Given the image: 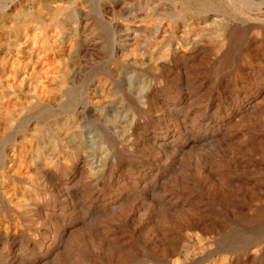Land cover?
<instances>
[{
	"label": "rangeland",
	"instance_id": "1",
	"mask_svg": "<svg viewBox=\"0 0 264 264\" xmlns=\"http://www.w3.org/2000/svg\"><path fill=\"white\" fill-rule=\"evenodd\" d=\"M263 6L0 0V264H264Z\"/></svg>",
	"mask_w": 264,
	"mask_h": 264
},
{
	"label": "bare ground",
	"instance_id": "2",
	"mask_svg": "<svg viewBox=\"0 0 264 264\" xmlns=\"http://www.w3.org/2000/svg\"><path fill=\"white\" fill-rule=\"evenodd\" d=\"M243 2H244V1H243ZM263 7H264V6H263ZM243 9H244V8H243ZM247 9H249V8H247ZM247 9H246V11H247ZM251 9H252V8H251ZM241 10H242V9H241ZM236 11H238V10H236ZM249 11H250V10H249ZM258 11H259V10H258ZM239 14H240V13H239ZM242 15H243V13H242ZM37 16H38V15H37ZM245 16H246V15H245ZM259 22H260V21H259ZM220 38H221V37H220ZM222 39H223V38H222ZM219 40H220V39H219ZM221 41H222V40H221ZM220 43H221V42H220ZM227 44H228V43H227ZM259 45H260V42H259ZM210 46H211V45H210ZM260 46H261V45H260ZM211 48H212V46H211ZM206 49H207V48H206ZM204 52H205V51H204ZM208 53H209V52H208ZM199 55H200V54H199ZM195 56H196V55H195ZM200 56H202V55H200ZM197 57H198V55H197ZM204 58H205V57H204ZM214 58H216V57H214ZM193 59H194V58H193ZM193 59H192V60H193ZM216 59H217V58H216ZM204 60H205V59H204ZM212 60H213V59H212ZM194 61H195V60H194ZM214 61H215V60H214ZM214 61H213V62H214ZM192 62H193V61H192ZM202 62H205V61H202ZM207 62H208V61H207ZM198 63H199V62H198ZM201 64H202V63H201ZM196 65H197V64H196ZM202 65H203V64H202ZM198 66H199V65H198ZM204 68H205V67H204ZM208 69H209V68H208ZM191 71H192V70H191ZM205 72H206V71H205ZM239 72H240V71H239ZM190 73H191V72H190ZM206 73H207V72H206ZM211 73H212V72H211ZM197 74H199V73H197ZM201 75H202V74H201ZM197 76H198V75H197ZM211 76H212V75H211ZM204 77H205V76H204ZM207 77H208V76H207ZM207 77H206V78H207ZM206 78H205V79H206ZM205 79H204V80H205ZM207 80H208V79H207ZM205 82H206V81H205ZM208 83H209V82H208ZM250 98H251V97H250ZM246 101H247V98H246ZM254 105H255V104H254ZM235 108H236V107H235ZM247 109H248V108H247ZM249 109H250V108H249ZM251 110H252V109H251ZM248 112H249V111H248ZM248 112H247V113H248ZM243 115H244V114H243ZM245 115H246V114H245ZM235 116H236V115H235ZM236 117H237V116H236ZM238 117H240V116H238ZM238 117H237V118H238ZM227 123H228V122H227ZM102 163H103V162H102ZM97 164H98V163H97ZM98 165H99V164H98ZM221 179H222V178H221ZM225 182H226V181H225ZM222 184H223V182H222ZM222 184H219V186L222 185ZM227 186H228V185H227ZM222 187H224V186H222ZM215 196H216V195H215ZM214 199H215V198H214ZM216 199H217V198H216ZM172 212H173V211H172ZM113 247H114V246H113ZM154 248H155V247H154ZM158 249H159V248H158ZM164 252H165V251H164ZM162 253H163V251H162ZM126 256H127V254H126ZM123 262H124V261H123Z\"/></svg>",
	"mask_w": 264,
	"mask_h": 264
}]
</instances>
